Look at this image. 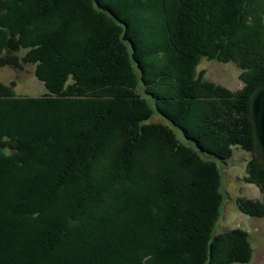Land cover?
Segmentation results:
<instances>
[{"label": "trees", "instance_id": "1", "mask_svg": "<svg viewBox=\"0 0 264 264\" xmlns=\"http://www.w3.org/2000/svg\"><path fill=\"white\" fill-rule=\"evenodd\" d=\"M54 1L0 0V53L27 50L21 57L47 91L22 97L0 81V264H185L201 241L199 264L247 263V234L215 232L218 165L235 164L239 150L249 158L244 181L264 186L249 119L264 84V63H252L253 44L264 49V0H162L154 26L142 15L157 0L145 11L136 0H86L91 13L74 0L57 25ZM96 17L115 31L90 34ZM151 30L166 49L151 45ZM74 50L81 65L61 66ZM202 59L236 65L242 89L205 81ZM154 114L163 128L149 124ZM98 154L110 156L99 163ZM261 191L260 201H238L244 215L264 218Z\"/></svg>", "mask_w": 264, "mask_h": 264}, {"label": "rangeland", "instance_id": "2", "mask_svg": "<svg viewBox=\"0 0 264 264\" xmlns=\"http://www.w3.org/2000/svg\"><path fill=\"white\" fill-rule=\"evenodd\" d=\"M76 1L78 3H79V1L82 2V6H80L81 7L80 10L83 13H88V10L90 11V13L93 12L91 10L90 6L87 4L88 1H86V0H85L86 2L84 0H76ZM166 1L169 2V0H166ZM71 2H74V0H68L66 2H65V0H57L54 3V8H52L51 10H52V13H55V15H57V17H53V23L52 24L57 25V23H59L61 21V19H62V17H61L62 8L64 7L65 4H67V3L70 4ZM151 3L152 2L149 3L148 1H146V4L144 6H142V5H140V1L136 0L135 6L140 8V9L144 8L143 10L145 11L146 8L148 9L150 6H152ZM156 3H157V8H155V12H153V13H149V12L146 13L145 12L146 14L144 13L142 15V17H144L145 19H148V21L150 20V22H152L151 24L153 26L155 24H159V21H160L159 19H161V12H162V10H161L162 7L160 6V3H162V0H159V2L157 0ZM263 3H264V1H263ZM69 4L66 6V8H68V9L70 7ZM23 11L25 14L24 16H27V14H28L27 12L29 11V8L27 7ZM123 12H125L124 15H123ZM128 12L132 13L134 11L130 9ZM128 12L126 13V8H123L121 14H122V16L126 17L128 15ZM150 12H152V11H150ZM0 13L2 15V11H0ZM31 17L28 16L29 20L31 19ZM164 21H165L164 19L161 20L162 25H163ZM92 23L93 24L89 25L90 27L88 26L90 29V34H93V33L99 34L98 29H102L100 32L115 31V30H112L113 27L110 24H108V22H106V24H107V26H106V25L100 23L98 21V18L93 19ZM144 23H145V21H144ZM145 24H143V28L145 27ZM72 27H80V26H78V24H73ZM72 27H69V28H72ZM28 29L31 30V27H29ZM162 29H164L163 26H162ZM69 30L70 29H68V31ZM141 30H140V33H141ZM144 31H145V29H144ZM153 31H154V33H153ZM160 34L161 33L158 32V30H151L148 36H150L153 39V42L155 43V44L154 43L151 44L153 47L157 46L158 48H160V50H164V49H166L164 47V44L166 46V43H165L166 39L164 38V36L162 37ZM2 36H8V34L6 31L2 30V28L0 27V39H2ZM241 37H242V35H240V38ZM252 41H255V40L248 39L246 41V43L247 42L251 43ZM12 44H15V42L10 43V48L12 47L11 46ZM252 47H253V50L256 51L255 55L253 56L254 58L252 59L253 60L252 63H255V65H257L258 62L264 63V49H263V51L261 49L257 50L256 49L257 42H255ZM172 50H173L172 46L167 47V53H169L170 56H173ZM27 52H28L27 50L18 52V50L16 51V49H13V47H12L11 49H7L5 52H3L4 55H2V53H0V81L1 82L4 81L3 83L6 84L9 89H10V86L12 88V85H14L12 90H14V93L16 95H19L22 97L24 96V97H31V98H40L43 95L47 94V91L44 88V85L42 84V82L39 81L38 78L35 76L36 70L34 71V69H33V67H35V66L30 65V64H25L26 62H24V61L27 58L21 57V56H26ZM74 53H76L77 55L74 57L69 56L71 60H68L69 57H67L68 59L63 58L62 61L60 62V65L64 66L66 64V66H70V67H72V65H73L74 68L77 69L76 67L81 65V64H78L79 61H77V60H80L82 57H85V56H82V54H80L79 51L77 53L74 50ZM165 56H166V54H165ZM165 56H161L160 58L163 59ZM4 62L6 64H4ZM161 64L164 65V62H162ZM82 65H84V63ZM88 66L91 68L92 65L88 64ZM197 70H198V72L199 71L203 72V74H204L203 79L205 81H209V82L213 83V85L220 86V87L225 88L229 91L237 92V91H240L243 87V84L240 80V70L238 67H236V65H234L232 63L223 64V63H219V62H215V61H207L206 59H202L200 61V64H199ZM101 75H102L101 73H100V75H98V79H102ZM80 76H82L80 78V80L85 82V79L83 78L85 75L84 76L80 75ZM126 120L129 121V119H126ZM150 122H149V124H151L152 126L157 125L158 127H161L162 125L167 124L162 117H160L156 114H154L151 117ZM162 128H163V126H162ZM107 143L108 142H106V145H107ZM144 146H145V144H144ZM143 149H144V151L141 150V153L147 154V149H150V148H149V146H147V147L145 146V147H143ZM234 153H235L234 157L236 160L234 162L235 164L227 165V166H225V165L222 166L220 164L218 165L221 180H222V184L220 187L221 188L220 191L222 193V205H221L220 210H219V215H218L217 223L215 226V232L217 233L216 234L217 236L220 234L222 235L225 232H229V231L236 230V229H239L241 232H244L245 234H247V237L249 239V245H250L252 253H251L250 260L247 263H243V264H264V218L248 217V216L244 215L243 210H241L239 208V204H238L239 200L240 201H242V200L243 201H246V200H249V201H251V200L257 201L258 200V201H260L263 198L262 197L263 192L261 190H262V188H264V186L260 182H258L259 187H256L254 184H249L246 181H244V178H246L245 165H246L249 158H247L243 161V159H242L243 158V154H242L243 152L241 153V151L238 150V151H234ZM107 156H110V155H107ZM107 156L102 155V154L96 155L95 156L96 160H97L96 162L99 161V163H102V162L106 161L108 158H105V157H107ZM148 159H149V156L147 157V155H146L144 158V163L147 164ZM107 165H108V163H107ZM103 166L106 167V164ZM108 167L109 166L106 167V171H107ZM152 167H155V166H152ZM152 167H150V168L147 167L148 169H146V170H151ZM103 170H105V169H103ZM88 180L90 183L89 188L93 189L96 184L94 183V185H93L91 176H90V178H88ZM99 181L100 180L95 179V182L97 184H99ZM147 187L148 186H146V188ZM80 189L82 190V188H80ZM157 216L160 217V215H157ZM151 230H152V227H151ZM201 234L203 236L202 231H201ZM206 234L207 233L205 232L204 237H206ZM198 247L199 248H197V247L194 248L195 250L193 251L192 254L189 255V258L184 257V263L185 264H199V262L201 260V256H199L201 254L200 252L205 251L204 242L201 241L200 244H198ZM218 252L221 255V257H223L225 259H227L228 257L231 256V254L228 252V249L226 247H222L221 249H219V247L218 248L210 247V253L212 254V256L216 255ZM202 257H203V255H202ZM188 260H190V262ZM84 264H86V263H84Z\"/></svg>", "mask_w": 264, "mask_h": 264}, {"label": "water", "instance_id": "3", "mask_svg": "<svg viewBox=\"0 0 264 264\" xmlns=\"http://www.w3.org/2000/svg\"><path fill=\"white\" fill-rule=\"evenodd\" d=\"M249 119L253 135L250 156L255 162L264 165V84L250 99Z\"/></svg>", "mask_w": 264, "mask_h": 264}, {"label": "bare ground", "instance_id": "4", "mask_svg": "<svg viewBox=\"0 0 264 264\" xmlns=\"http://www.w3.org/2000/svg\"><path fill=\"white\" fill-rule=\"evenodd\" d=\"M158 2H159V0H158ZM175 8V7H174ZM176 9V8H175ZM174 9V10H175ZM176 11V10H175ZM153 13V12H152ZM31 15V14H30ZM154 16V15H153ZM157 16V15H156ZM157 18V17H156ZM159 25V24H158ZM33 28V27H32ZM92 29V28H91ZM177 33V32H176ZM189 35V34H188ZM175 36V35H174ZM173 38V37H172ZM175 38H177V37H175ZM184 38V37H183ZM184 42V41H183ZM173 44V43H172ZM236 51H237V49H236ZM243 75V74H242ZM250 76L249 77H251V74H249ZM245 77V76H244ZM246 78V77H245ZM247 79V78H246ZM176 87H177V85H175ZM180 86V85H179ZM237 90V89H236ZM204 101V100H203ZM184 102H187V101H184ZM190 102V101H189ZM191 103V102H190ZM206 104V103H205ZM205 110V109H204ZM252 128V127H251ZM35 238V237H34Z\"/></svg>", "mask_w": 264, "mask_h": 264}]
</instances>
